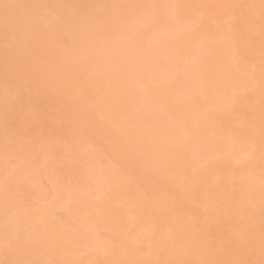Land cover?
<instances>
[{
	"label": "bare ground",
	"instance_id": "obj_1",
	"mask_svg": "<svg viewBox=\"0 0 264 264\" xmlns=\"http://www.w3.org/2000/svg\"><path fill=\"white\" fill-rule=\"evenodd\" d=\"M16 4H255L260 0H0ZM131 12V10H125ZM154 13L156 22L144 30L133 31L126 26L124 16H114L107 29L99 36L93 34L87 23H68L58 29L55 37L50 30L38 28L33 33L37 52L57 77L47 95H34V120L24 131L30 137L56 135L64 114L78 113L90 122L88 139L79 144L82 154L88 155L93 144L109 147L125 129H131L148 149L170 142L178 133V125L195 126L205 111L214 119L200 135L207 137L204 150H194L181 157L170 173L145 177L140 170L132 175L136 184L126 177L118 179L111 191L106 178L99 171H81L65 165V178L71 181V191L62 198L49 200L45 207L43 227L53 249L32 258L58 260L98 259H159L193 260L203 254L189 250L187 231H175L178 224L187 225L192 216L207 221L209 231L217 239L228 238L229 230L241 222L252 206L248 193L255 192V225L259 254V192L261 169L257 153L252 166H238L247 149L243 141L228 134V129L243 124L253 109L259 118V56L258 36L256 55L250 52V36L242 20L243 14L259 15V8L238 9L234 42L217 39L218 30L225 26L231 13L219 10L159 8ZM71 17L76 10L67 9ZM205 17L199 26L189 21L199 15ZM51 22V17L48 18ZM255 61L256 79L249 80L247 64ZM67 61L68 71L58 69ZM89 71L95 75L85 80ZM151 80L155 87L146 93L142 83ZM82 87L86 98L75 104L73 90ZM163 92V95H162ZM4 81L0 65V153L4 141L2 101ZM234 103V111H224L226 104ZM15 127L20 126L14 124ZM199 144V135L194 145ZM2 166V161H0ZM41 177H36L39 182ZM52 190L51 180L43 177ZM90 190V191H89ZM107 191V195H105ZM144 191L153 197L145 204L142 221L136 222L126 211L125 201H141ZM3 223L0 211V225ZM165 236L173 229L175 242L161 250L155 242L148 246V233L153 229ZM134 227L144 244L143 253L133 251L132 245L115 255L104 256L99 250L108 247V241L123 230ZM97 250L93 252L92 250ZM225 258H247L242 240L230 245ZM2 258V254H0Z\"/></svg>",
	"mask_w": 264,
	"mask_h": 264
},
{
	"label": "snow or ice",
	"instance_id": "obj_2",
	"mask_svg": "<svg viewBox=\"0 0 264 264\" xmlns=\"http://www.w3.org/2000/svg\"><path fill=\"white\" fill-rule=\"evenodd\" d=\"M259 8V15L251 13L239 17L245 24L250 36V52L256 55L255 38L258 36L259 56V118L257 125L256 112L253 109L245 116L243 124L229 128L228 134L243 141L247 149L244 160L237 161L238 166H252L257 153L261 169L259 192V254L255 259L257 246V231L255 225V192L248 193L252 206L248 209L241 222L233 225L228 238L212 236L207 221H201L198 216H192L187 225L178 224L175 231H187L189 250L203 254V258L193 260H159V259H98L58 260L55 258H32L53 245L46 237L43 227V217L47 212L46 203L62 198L71 191V181L65 178V165H71L81 171H99L106 178V187L111 191L121 177H126L129 184H136L137 178L132 175L134 170H140L145 177L161 176L170 173L178 165L185 154L199 147L204 150L207 137L200 135V129L206 128L214 119L210 111H205L199 117L195 126L188 123L178 125V133L168 143L148 149L131 129H125L116 137L109 147L93 144L86 156L79 150V144L88 139L90 122L81 119L79 114H64L60 127L63 131L47 137H30L24 129L34 120V95H47L52 89L57 77L46 65L36 50L33 33L38 28L50 30L53 37L58 29L68 23H87L94 35L99 37L108 27L114 16H124L126 26L135 30L141 26L147 30L156 22L154 13L148 10L159 8L175 9L177 13L183 9L219 10V13H231L230 19L218 30L217 39L234 42V23L237 22L238 9ZM74 9L75 14L69 17L65 10ZM131 10V12L125 11ZM51 17V22L48 18ZM205 17L201 14L189 21V26L195 27L203 23ZM0 65L4 81L2 111L4 119V141L0 153V211L3 223L0 225V264H264V0L255 4H197V5H153V4H16L0 2ZM63 75L67 74V61L58 65ZM249 80L256 79V63L253 60L247 64ZM94 71H89L85 80L91 79ZM141 87L146 93H151L154 83L146 79ZM163 95V92H162ZM86 98L82 87H76L71 95L74 104L81 98ZM234 103L226 104L224 111L232 113ZM14 124H19L15 127ZM199 135V144L194 145V139ZM47 176L53 185L51 191L43 181ZM36 177H41L39 182ZM90 191V190H89ZM107 195V191L105 193ZM151 197L144 191L141 201H125L126 211L133 215L136 222L142 221L145 204L151 203ZM173 229H168L165 236L156 231L155 226L148 233V246L155 242L161 250L175 242ZM235 240H242L246 248L247 258H225L231 251L230 245ZM133 246V251L143 253L144 244L134 227H128L108 241V247L99 251L104 255H115L121 250H127V245ZM54 250V249H53ZM96 252L97 250H92Z\"/></svg>",
	"mask_w": 264,
	"mask_h": 264
},
{
	"label": "rangeland",
	"instance_id": "obj_3",
	"mask_svg": "<svg viewBox=\"0 0 264 264\" xmlns=\"http://www.w3.org/2000/svg\"><path fill=\"white\" fill-rule=\"evenodd\" d=\"M19 127V126H18Z\"/></svg>",
	"mask_w": 264,
	"mask_h": 264
}]
</instances>
